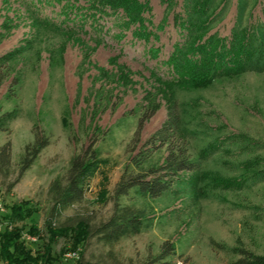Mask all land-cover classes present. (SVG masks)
<instances>
[{"label":"rangeland","instance_id":"1","mask_svg":"<svg viewBox=\"0 0 264 264\" xmlns=\"http://www.w3.org/2000/svg\"><path fill=\"white\" fill-rule=\"evenodd\" d=\"M175 102L198 170L157 198L137 188L116 197L134 148ZM0 126V147L12 145L0 168V234L20 230L35 264L137 263L166 240L174 264L264 255V0H0ZM36 130L50 143L18 180ZM92 141L98 163L84 201L57 222L105 221L116 201L146 216L140 233L114 244L92 236L82 252L81 233L47 227L50 186L66 182Z\"/></svg>","mask_w":264,"mask_h":264},{"label":"trees","instance_id":"2","mask_svg":"<svg viewBox=\"0 0 264 264\" xmlns=\"http://www.w3.org/2000/svg\"><path fill=\"white\" fill-rule=\"evenodd\" d=\"M144 117L140 119L133 139L136 146L139 143L144 123L150 118L149 116ZM0 129H2L1 126ZM49 143V136L45 135L42 130H36L35 141L26 146L21 158L18 180ZM164 147H166L167 154L163 161L159 165L147 166L154 154ZM11 151L10 141L0 147L1 169L9 166ZM97 163L98 154L95 143L92 141L72 158L66 182L56 179L50 186L54 202L47 227L55 235L71 230L81 233L83 235L82 252L87 240L92 236H99L105 243L114 244L125 236L140 233L146 216L144 210L116 201L112 216L105 221L93 223L90 217L77 213L64 222H57L65 209L83 203L87 190L85 178ZM198 168V162L188 152L187 142L181 130V112L175 102L168 108L167 118L162 125L140 147L134 148L132 156L115 185L114 194L116 197L125 196L133 188H137L142 195L157 198L173 190L184 174L195 173ZM15 214L18 215L20 212ZM20 232L16 229L6 230L0 234V256L5 264H35L40 259L39 256H33L25 250L23 243L20 242ZM176 254L175 243L166 240L162 243L158 254L149 255L145 260L137 263L131 262V264H174L169 257ZM80 264L85 263L82 261ZM234 264H264V255L243 250Z\"/></svg>","mask_w":264,"mask_h":264},{"label":"built area","instance_id":"3","mask_svg":"<svg viewBox=\"0 0 264 264\" xmlns=\"http://www.w3.org/2000/svg\"><path fill=\"white\" fill-rule=\"evenodd\" d=\"M2 230V225L0 224V231Z\"/></svg>","mask_w":264,"mask_h":264}]
</instances>
